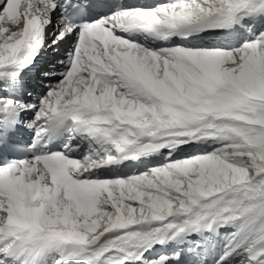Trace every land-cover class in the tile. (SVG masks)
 Returning a JSON list of instances; mask_svg holds the SVG:
<instances>
[{
    "label": "snow or ice",
    "instance_id": "6c2138e0",
    "mask_svg": "<svg viewBox=\"0 0 264 264\" xmlns=\"http://www.w3.org/2000/svg\"><path fill=\"white\" fill-rule=\"evenodd\" d=\"M0 264H264V0H0Z\"/></svg>",
    "mask_w": 264,
    "mask_h": 264
},
{
    "label": "bare ground",
    "instance_id": "6f19581e",
    "mask_svg": "<svg viewBox=\"0 0 264 264\" xmlns=\"http://www.w3.org/2000/svg\"><path fill=\"white\" fill-rule=\"evenodd\" d=\"M72 45H73V41L71 39H69L66 43H64L60 46L59 53L54 54L50 49L46 50L44 52V54L40 57L39 66L41 68L48 67L49 63L52 60H54L56 58H64L66 50L69 49L70 47H72Z\"/></svg>",
    "mask_w": 264,
    "mask_h": 264
}]
</instances>
